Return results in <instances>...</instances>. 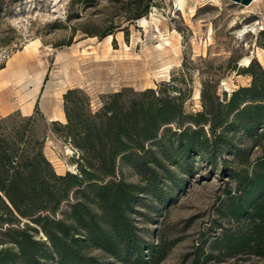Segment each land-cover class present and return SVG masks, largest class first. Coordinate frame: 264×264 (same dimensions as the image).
Here are the masks:
<instances>
[{
  "label": "rangeland",
  "instance_id": "1",
  "mask_svg": "<svg viewBox=\"0 0 264 264\" xmlns=\"http://www.w3.org/2000/svg\"><path fill=\"white\" fill-rule=\"evenodd\" d=\"M258 64L264 69V0L248 6L231 0H0V134L32 116L55 172L76 174L79 156L61 126L68 90L87 97L86 108L95 113L116 92L153 88L181 97L186 114L203 111L204 90L223 113L231 93L251 85L252 73L259 76ZM222 133L231 145L215 148L213 160L197 148L185 155L187 169L165 162L170 172H159L154 193L118 160L116 179L146 188L131 215L140 238L167 250L149 264H264L248 251L228 254L223 245L224 233L247 225L231 219L227 203L240 195L239 178L251 176L264 158V134L217 129ZM91 253L114 264L98 250Z\"/></svg>",
  "mask_w": 264,
  "mask_h": 264
},
{
  "label": "trees",
  "instance_id": "2",
  "mask_svg": "<svg viewBox=\"0 0 264 264\" xmlns=\"http://www.w3.org/2000/svg\"><path fill=\"white\" fill-rule=\"evenodd\" d=\"M258 67L259 76L252 73L251 85L231 93L223 113L208 102L204 90L203 111L195 114L185 113L181 97L153 88L127 96L116 92L91 113L87 97L68 90L67 123L61 126L79 156L76 174L55 172L43 153L44 140L33 133L32 116L9 134H0V264H45L48 259L56 264H109L92 250L114 264H149L151 258L158 263L167 250L161 243L143 241L131 216L146 188L116 179L118 160L152 189L159 172H170L165 162L186 168L185 155L197 148L213 160L215 148L230 146L217 129L235 134L241 128L250 138L261 137L264 132L258 135L256 128L264 131V69ZM173 123L181 126L180 132H172ZM239 181L240 195L230 197L227 214L247 225L236 234L224 233L223 245L228 254L248 251L264 258V158L255 163L251 176Z\"/></svg>",
  "mask_w": 264,
  "mask_h": 264
},
{
  "label": "water",
  "instance_id": "3",
  "mask_svg": "<svg viewBox=\"0 0 264 264\" xmlns=\"http://www.w3.org/2000/svg\"><path fill=\"white\" fill-rule=\"evenodd\" d=\"M231 1H233L234 3H238L241 5L247 6V5L251 4V2L253 0H231Z\"/></svg>",
  "mask_w": 264,
  "mask_h": 264
},
{
  "label": "bare ground",
  "instance_id": "4",
  "mask_svg": "<svg viewBox=\"0 0 264 264\" xmlns=\"http://www.w3.org/2000/svg\"><path fill=\"white\" fill-rule=\"evenodd\" d=\"M254 1H255V0H254ZM141 22H142V23H145V19H141ZM26 49H28V47H27ZM249 63H250V60H249V59H246V61H245V66L249 65ZM196 97H197V98L199 97V93H198V92L196 93Z\"/></svg>",
  "mask_w": 264,
  "mask_h": 264
},
{
  "label": "crops",
  "instance_id": "5",
  "mask_svg": "<svg viewBox=\"0 0 264 264\" xmlns=\"http://www.w3.org/2000/svg\"><path fill=\"white\" fill-rule=\"evenodd\" d=\"M252 3V2H251ZM250 5V4H249ZM248 6V5H247Z\"/></svg>",
  "mask_w": 264,
  "mask_h": 264
}]
</instances>
